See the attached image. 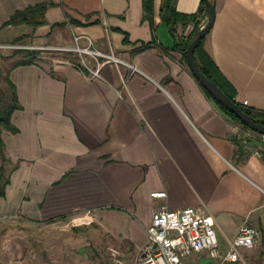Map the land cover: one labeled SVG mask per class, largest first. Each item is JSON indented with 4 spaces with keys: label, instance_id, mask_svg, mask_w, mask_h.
I'll list each match as a JSON object with an SVG mask.
<instances>
[{
    "label": "crops",
    "instance_id": "1",
    "mask_svg": "<svg viewBox=\"0 0 264 264\" xmlns=\"http://www.w3.org/2000/svg\"><path fill=\"white\" fill-rule=\"evenodd\" d=\"M45 2L51 4L42 24L1 32L46 34L55 47H73L74 36L85 35L80 45H88L87 36L120 61L92 57L87 68L75 54L5 68L0 58L1 76L15 84L21 105L11 116L18 131L1 130L8 164L18 167L0 197V213L15 209L50 219L93 211L141 256L154 211L202 207L223 252L244 222L256 226L260 237L241 248L235 264H264L263 133L206 95L173 47L160 14L163 0H153V23L144 17L143 0H0V26L15 11ZM175 3L186 13L201 7V0ZM215 7L203 48L235 88L236 101L264 112V0H215ZM193 28L177 31L186 37ZM185 261L219 259L201 251Z\"/></svg>",
    "mask_w": 264,
    "mask_h": 264
},
{
    "label": "rangeland",
    "instance_id": "2",
    "mask_svg": "<svg viewBox=\"0 0 264 264\" xmlns=\"http://www.w3.org/2000/svg\"><path fill=\"white\" fill-rule=\"evenodd\" d=\"M19 31L15 27L2 32L0 29V58L5 68L34 52L49 64L76 59L75 54L88 65L93 61L89 53L54 48L57 41L46 34ZM20 36L17 43L12 41ZM4 73L0 76V105L10 97ZM8 210L0 213V264H137L139 260L140 250L135 243L122 233H112L93 211H75L49 221L21 210Z\"/></svg>",
    "mask_w": 264,
    "mask_h": 264
},
{
    "label": "built area",
    "instance_id": "3",
    "mask_svg": "<svg viewBox=\"0 0 264 264\" xmlns=\"http://www.w3.org/2000/svg\"><path fill=\"white\" fill-rule=\"evenodd\" d=\"M81 37L85 35L74 36L76 44L73 47L56 46L54 48L77 51L79 54L86 52L96 59L101 57L114 63L120 61L111 53L91 48L92 39L87 36L89 45L81 46L78 42ZM82 63L90 68L83 59ZM132 68L138 70L136 67ZM92 71L97 75L99 67ZM242 103L247 104L248 100H243ZM262 142L264 143V133ZM164 194L165 192L152 193L153 196ZM260 234L256 226L244 222L239 227L236 237L231 241L230 248L223 252L218 247L212 216L204 208L184 206L169 209L162 207L153 213L152 221L147 227V242L137 264H187L185 257L201 251H207L210 256L219 259L217 264H235L241 257V248L252 247Z\"/></svg>",
    "mask_w": 264,
    "mask_h": 264
},
{
    "label": "trees",
    "instance_id": "4",
    "mask_svg": "<svg viewBox=\"0 0 264 264\" xmlns=\"http://www.w3.org/2000/svg\"><path fill=\"white\" fill-rule=\"evenodd\" d=\"M175 1L176 0H163L161 9H160V14H161V18L163 22L167 25L170 33L175 38L173 47L178 49L182 53L183 58L186 60L185 52H186V48L188 46L189 40L192 34L200 28V26L203 23L202 21L206 16L205 3L203 0H201V7L196 12L186 13V12H180L177 10ZM50 4L51 3H47V2L39 3V4L27 6L24 9L17 10L13 13V15L10 17L9 20H7L5 23H3L0 26V29L8 25H17V24H22V23L33 25V26H38L44 22L43 14L46 8ZM143 8H144V17L146 19H149V21L153 23V14H154L153 0H143ZM189 23L194 24V28L191 31V33L186 37L180 36L177 31L178 25L187 26ZM26 35H23V37ZM21 38L22 37L20 36L12 41L14 43H17ZM204 38L201 39V41L199 42V44L197 45L195 49V52H194L195 60L198 66L200 67L201 71L209 79H211L213 82L219 85L230 98L235 100V96H236L235 88L226 79V77L222 74L217 64L213 61L210 55L203 48ZM148 45H150V42L143 43L142 48ZM36 59L38 58L35 52L28 53L26 54V56L20 59L17 62V64L32 63ZM13 66H15V64ZM0 76H1V71H0ZM6 80L10 88V97L7 103L0 105V197H5L6 186L10 183V174L18 167V165H12V167L9 166L8 163L10 161L7 157L6 150H5V143L1 136L2 129L9 130L13 133L18 131V128L12 122L11 116H12V113L15 111V109L21 108V105L19 104L18 99H17L15 84L9 78H6ZM200 86L205 91L206 95L211 97L224 112H226L230 117H232L239 123L248 127L239 118H237L233 112H231L224 105L218 102L207 91L205 87H203L201 84ZM238 103L244 111L252 115L255 119L264 123V112H254L251 108H249L245 104L241 102H238ZM65 217L66 216L53 217L48 220L54 221V220L62 219Z\"/></svg>",
    "mask_w": 264,
    "mask_h": 264
},
{
    "label": "water",
    "instance_id": "5",
    "mask_svg": "<svg viewBox=\"0 0 264 264\" xmlns=\"http://www.w3.org/2000/svg\"><path fill=\"white\" fill-rule=\"evenodd\" d=\"M205 3V9L207 12V16L200 26V28L195 31L188 43L185 52L186 63L188 64L190 70L192 71L193 75L199 81V83L207 89V91L222 105H224L227 109L234 113V115L239 118L245 125H247L252 130H255L260 133H264V123L255 119L252 115L247 113L242 109L237 101L230 98L223 89L209 79L200 69L198 66L194 52L201 41L204 38L210 29L212 28L215 16H216V7H215V0H203Z\"/></svg>",
    "mask_w": 264,
    "mask_h": 264
}]
</instances>
